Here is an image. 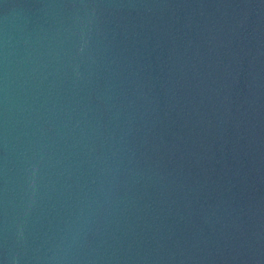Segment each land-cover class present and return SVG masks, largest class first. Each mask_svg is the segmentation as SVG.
<instances>
[{"label": "water", "instance_id": "obj_1", "mask_svg": "<svg viewBox=\"0 0 264 264\" xmlns=\"http://www.w3.org/2000/svg\"><path fill=\"white\" fill-rule=\"evenodd\" d=\"M0 264H264V0H0Z\"/></svg>", "mask_w": 264, "mask_h": 264}]
</instances>
